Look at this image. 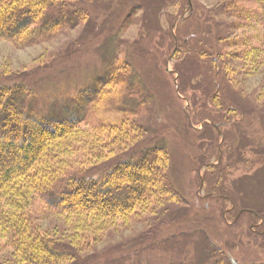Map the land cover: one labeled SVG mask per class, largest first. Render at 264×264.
<instances>
[{"label": "rangeland", "instance_id": "obj_1", "mask_svg": "<svg viewBox=\"0 0 264 264\" xmlns=\"http://www.w3.org/2000/svg\"><path fill=\"white\" fill-rule=\"evenodd\" d=\"M47 2L80 14L79 24L0 38V83L26 84L45 114L100 83L112 64L131 72L103 90L80 126L45 149L34 173L46 163L57 176L74 168L103 173L149 158L146 150L158 146L168 153L164 172L181 199L167 213L151 202L113 217L59 215L22 178L12 199L0 200V217L24 213L40 237L72 254L61 264H264V64L250 74L236 60L229 79L219 77V63L218 70L208 66L219 46H257L261 26L236 28L234 0ZM129 122L142 130L114 142ZM8 239L0 226V261L26 264Z\"/></svg>", "mask_w": 264, "mask_h": 264}, {"label": "trees", "instance_id": "obj_2", "mask_svg": "<svg viewBox=\"0 0 264 264\" xmlns=\"http://www.w3.org/2000/svg\"><path fill=\"white\" fill-rule=\"evenodd\" d=\"M255 2L259 7L251 10L234 0L231 15L238 21L236 28H255L253 23L261 26L262 32L257 35L258 45H245L246 49L240 52H226L219 46L215 56L209 54L210 69L222 68L219 77L229 79L233 73L230 64L236 60H241L246 69L250 67L247 73L255 74L264 64V0ZM54 8L55 5H49L47 0H0V38L14 41L24 34L55 31L66 27L71 21V27L79 24L80 14H71L64 7ZM227 38L222 42L232 45L234 40ZM233 48L236 49V44ZM129 72L131 70L127 66L122 68L121 64H112L106 76L100 78V83L97 81L91 87L78 91L73 99L65 102L64 109L56 107L57 110L43 112L45 114L38 111L36 96L29 92L26 84L0 83V200L5 197L12 199L10 196L16 192L15 186L20 187V179L26 178L31 189L59 215L113 217L129 214L138 205L148 206L151 202L160 204L163 213H167L170 208L168 204H178L174 199L179 200L180 196L171 190L169 178L164 172L168 153L158 146L146 150L152 153L149 158L124 160L103 173L86 175L83 169L74 168L69 172L64 171L67 173L63 176H57L55 168L46 166L47 163L38 174L34 173L36 164L47 155L44 154L45 149L80 126L91 106L100 100L103 90L117 82L118 78L125 80ZM119 82L124 83L123 80ZM213 87L216 91L217 87ZM214 98L213 103L218 105L217 96ZM134 130L140 132L142 129L136 123L123 124L113 141L130 138ZM144 165L150 167L140 171ZM65 196L69 199L65 200ZM16 215L1 216L0 226L9 237V244L22 255L26 264H61L71 258L72 254L67 250H61L40 237L41 234L31 226L30 218H24V213ZM0 264L4 263L0 261Z\"/></svg>", "mask_w": 264, "mask_h": 264}, {"label": "water", "instance_id": "obj_3", "mask_svg": "<svg viewBox=\"0 0 264 264\" xmlns=\"http://www.w3.org/2000/svg\"><path fill=\"white\" fill-rule=\"evenodd\" d=\"M231 261H232V264H237V262H236V261H234L233 259H232Z\"/></svg>", "mask_w": 264, "mask_h": 264}]
</instances>
